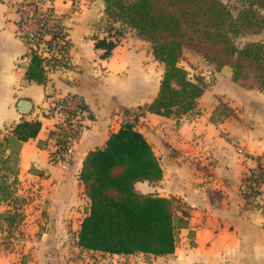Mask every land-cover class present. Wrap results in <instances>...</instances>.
Masks as SVG:
<instances>
[{
    "label": "crops",
    "instance_id": "crops-1",
    "mask_svg": "<svg viewBox=\"0 0 264 264\" xmlns=\"http://www.w3.org/2000/svg\"><path fill=\"white\" fill-rule=\"evenodd\" d=\"M18 1L0 0V140L21 119H38L41 125L35 137L17 148L10 143L1 154L3 164L14 155V164L11 169L5 166L9 172L0 175L10 189L6 197L0 193V264H264L263 214L244 208L241 193L255 156H264V92L242 87L221 71L219 76L213 74V82L197 98L195 116L180 119L178 125L152 112L139 116L152 132L148 136L138 129L158 156L162 178L137 181L135 188L175 198L177 216H182L180 210L187 213L185 224L175 227L173 253L116 254L76 244L89 206L78 177L82 160L118 129L114 124L123 109L152 100L164 68L147 41L127 26L116 36L111 55L100 57L102 50L94 47L93 36L113 33L104 31L109 19L102 0H54L67 28L71 67L47 72L45 84L27 81L28 49L17 35L18 13L12 4ZM72 2L78 5L73 7ZM111 25L118 27L119 22ZM71 94L82 98L92 118L83 117L79 136L58 157L49 133L59 115L44 111ZM218 99L235 113L214 124L209 116ZM232 139L242 153L235 150ZM24 180L37 184L38 196L25 201L17 194ZM14 210L21 218L8 225L3 216Z\"/></svg>",
    "mask_w": 264,
    "mask_h": 264
},
{
    "label": "trees",
    "instance_id": "trees-1",
    "mask_svg": "<svg viewBox=\"0 0 264 264\" xmlns=\"http://www.w3.org/2000/svg\"><path fill=\"white\" fill-rule=\"evenodd\" d=\"M102 1L105 16L134 30L150 44L154 59L163 64L158 91L149 103L138 106L144 109L140 110V115L147 111L178 121L183 115L193 117L197 114V98L207 83L202 76L190 77L180 64L184 44L196 45L197 51H201L216 69L230 66L233 82L264 92V42H247L240 48L234 44V38L241 34L264 30V0H235L240 4L236 15L222 0ZM120 33L121 30L115 29L107 37L93 36L94 47L102 50L101 58L111 55ZM28 55L25 79L45 84L44 58L33 50H29ZM246 66L254 67L253 85L242 84ZM70 96L76 98L77 107L92 118L82 98L76 94ZM234 113L233 108L218 99L209 119L218 124ZM40 125L38 119L16 122L11 134L0 140V154L10 143L17 148L22 141L35 137ZM254 159L255 166L249 168L242 184L251 183L257 174L262 177L264 156L258 155ZM78 177L89 199L88 212L77 233L79 247L116 254L173 253L175 227L178 223L185 224L183 219L187 213L180 210L182 216H177L179 206L175 198L141 193L135 188L137 181H159L162 168L151 144L132 122H124L109 133L103 146L86 152ZM0 180V193L6 197L10 194L9 186ZM241 193L243 207L247 208L249 194ZM259 193L258 190L253 192ZM3 218L10 225L20 220L21 213L14 210Z\"/></svg>",
    "mask_w": 264,
    "mask_h": 264
},
{
    "label": "built area",
    "instance_id": "built-area-1",
    "mask_svg": "<svg viewBox=\"0 0 264 264\" xmlns=\"http://www.w3.org/2000/svg\"><path fill=\"white\" fill-rule=\"evenodd\" d=\"M1 1L9 2V0ZM53 2L54 0H20L12 3L18 13L17 35L26 44L28 52L33 50L44 58L43 66L46 73L55 70L62 71L71 67L67 28L63 16L57 13L53 7ZM77 5L76 2H72L73 7ZM77 104V99L68 95L58 98L44 111V114L57 113L59 115L58 124L50 135L53 142V153L58 157H62L83 128L80 117H84L86 111L79 109ZM138 114V111H133L122 118L131 121ZM230 143L238 153H242L237 140L232 139ZM262 184H264V170L261 178L257 174L255 180L247 184L248 186L242 184L241 192L245 191L249 194L246 201L247 208H256L262 212L261 226L264 232V191L261 190ZM254 190L261 193L255 195L253 194Z\"/></svg>",
    "mask_w": 264,
    "mask_h": 264
},
{
    "label": "rangeland",
    "instance_id": "rangeland-1",
    "mask_svg": "<svg viewBox=\"0 0 264 264\" xmlns=\"http://www.w3.org/2000/svg\"><path fill=\"white\" fill-rule=\"evenodd\" d=\"M222 2H224L229 7V9L231 10V13L233 15H236L238 9L240 8V4L237 1H235V0H222ZM111 22H112V20L109 19L107 22L104 23V25H103L104 31H107V32L113 31V33H114V30L118 29V30H121L123 33V31L127 30V27H125V26L122 27L120 24L118 27H112ZM133 32L135 33L134 30H133ZM252 41H263L264 42V30L262 32L256 33V34H252V33H246L245 34L244 33V34H241V35L237 36L236 38H234V44L239 48L242 47L245 43L252 42ZM146 43L150 47L149 43L148 42H146ZM211 53H213V52L211 51ZM181 60H182V65H184L186 67L190 77L207 76L206 81H205L207 84L209 82H213V80L215 78L213 74L215 72L218 76L220 75L219 73H220L222 68H228L232 71L231 67L228 65H224L220 69H216V67L213 63L209 62L208 60H206L203 57L201 51H199V50L197 51L196 45L184 44L183 52H182L180 61ZM180 64H181V62H180ZM253 71H254V67L246 66V68H245L246 78L244 79V81H242V84H245V85L255 84V82L253 81V77H252ZM201 73H204L205 75H202ZM207 80H208V82H207ZM140 110H144V109L138 108V107L123 109L122 114L119 116V118L116 119V124H114L115 125L114 127H119L124 122H132L137 129L141 128L147 132L148 136H151L152 132L150 134L149 130L144 127L145 123L142 119H140V117H139V116H141L140 114L133 117V119H131V121H130V119H123L122 118L123 116H127L128 114L132 113L133 111L140 112ZM143 113H145V111H143ZM197 113H198V111H197ZM186 117H188V116L183 115L181 117V119L186 118ZM169 118H170V121L168 122L169 124L172 123V124L178 125L181 122V120L177 121L173 117H169ZM1 161H2V155L0 154V175L6 173L7 171L9 172V170L5 169V166H7L8 169L13 168L14 155H11L5 164H3ZM7 181L11 183L10 179L6 180V182ZM16 183H17L16 181L12 182V185L14 188L16 186ZM18 188H19L18 191H16L17 194H20L19 196L24 198L25 201H27V199H30V196L33 197V196L38 194L37 191L35 192V190H37L36 189L37 184H32L31 182H28L26 180H24L23 184H21ZM30 192H32V193H30ZM30 194H32V195H30Z\"/></svg>",
    "mask_w": 264,
    "mask_h": 264
},
{
    "label": "water",
    "instance_id": "water-1",
    "mask_svg": "<svg viewBox=\"0 0 264 264\" xmlns=\"http://www.w3.org/2000/svg\"><path fill=\"white\" fill-rule=\"evenodd\" d=\"M221 72H222V74H224L225 76H230L231 73H232V71H231L230 69H228V68H222V69H221ZM20 108H21L22 110H24V109H25V105H23V103H21Z\"/></svg>",
    "mask_w": 264,
    "mask_h": 264
}]
</instances>
